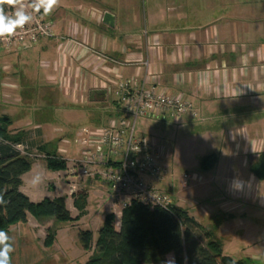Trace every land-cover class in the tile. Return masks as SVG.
<instances>
[{
	"label": "rangeland",
	"instance_id": "rangeland-1",
	"mask_svg": "<svg viewBox=\"0 0 264 264\" xmlns=\"http://www.w3.org/2000/svg\"><path fill=\"white\" fill-rule=\"evenodd\" d=\"M194 1L196 0H58L57 5L66 9L71 20H75L72 16L84 15L85 21L92 23L96 22L95 14L112 12L118 19V23L122 21L125 26H128L127 30H122L123 33H139L141 38L149 40L152 34L147 31L172 32L184 31L185 28L189 30L193 25L201 24L217 16L214 10L208 11V14L197 12L196 8H193ZM215 1L217 3L214 4L218 5L219 0ZM239 2L245 6L254 4L264 8V0H239ZM134 15L139 18L132 23ZM52 23L55 27V23ZM88 29L91 31L89 27ZM117 31L118 29L115 30ZM34 48L36 47L17 51L20 52L17 55L22 57L20 58L22 60L18 64L15 75L9 72L10 68L13 69L11 65L0 57V117L7 113L12 120L21 121V123L23 121L42 123L43 119L46 120L50 130L45 131L50 135H46V138L43 136L40 144H44L47 152L53 150L56 155L61 156L60 158H65V167L58 165L56 169L43 173L38 169L37 164H41L44 168H51L53 165L42 158L41 155H46L45 151L40 152L28 144L32 152L38 153L41 157L35 158V163L26 173L22 192L35 203L45 197H63L65 206L70 211V218L67 222L47 219L46 222L38 223L30 216L26 225L12 226L9 234L14 248L11 253V264H83L91 251L81 252L80 233L90 231L96 234L102 226L105 215L113 213L114 204L110 195L106 193L102 181H97L101 187L99 185L97 187V184L88 188L81 184L77 185L88 178L75 179L74 175H70V161L82 159L84 156L83 148L75 144L77 132L82 128H97L100 125V117L103 115L107 117L109 111L115 109L111 103L115 97L109 94L104 110L90 101L85 106L79 105L77 102L79 100L70 88L59 85L57 76L53 79L54 84H47L43 76L42 79L36 76L37 72L41 71L40 73L44 75L45 71L44 64L41 62L43 57L40 56L39 60L38 50ZM0 50L3 52V49ZM4 81L13 82L16 88L3 87ZM248 97L255 101L252 103L249 98H246V101L242 103L243 108L235 105V99H224L222 107L213 109H208L204 105L206 101L202 103L196 101L193 102V108L198 116L194 118L190 114H182L179 115L178 120L168 113L164 118L139 116L134 120L133 116L125 114L123 106L118 109V113L126 117L129 124L134 123L135 137L146 138L156 145L159 161L167 167L169 174L172 173L173 184L166 191L171 195L174 204L188 210L190 215L204 226L219 223L218 220L215 222L205 214L217 209L216 198L221 193V190H218V193L214 195L213 192L216 190H206L203 185L205 174L217 169L220 163L237 168V162L242 165L245 172L249 173L248 166L260 154L250 158V155H247V144L244 142L242 148L246 149L247 153L241 156L229 153L231 147L235 146L229 139L231 132L234 133V141L256 137L264 142V95L251 93ZM257 98L258 102H256ZM115 111L116 109L114 113ZM38 113L40 114L36 116ZM17 127L21 126L17 125ZM210 155L216 157L213 156L209 169H203L201 160ZM75 172L79 174L81 167L77 166ZM184 174L190 177L188 187L180 185V178ZM249 174L252 176L251 173ZM254 178L252 176L250 179L254 181ZM34 180L36 183H33ZM231 181L227 178L222 189H227ZM257 183L264 189V182ZM83 192H85V196H82L84 208H82L83 205L78 204L77 209L74 201L80 199ZM259 195L255 198L256 202L251 203V212L244 211L239 215L240 226L230 222L222 223L221 226L225 228L215 227L217 236L212 245L222 255L233 259H248L249 264H264V205L261 204L264 190ZM120 211L119 208L113 213L117 230ZM53 221L56 228L55 242L47 248L44 246V240L47 228ZM202 241L203 244L206 243V240ZM166 261L173 264V256L166 258Z\"/></svg>",
	"mask_w": 264,
	"mask_h": 264
},
{
	"label": "crops",
	"instance_id": "crops-1",
	"mask_svg": "<svg viewBox=\"0 0 264 264\" xmlns=\"http://www.w3.org/2000/svg\"><path fill=\"white\" fill-rule=\"evenodd\" d=\"M215 2V0H196L193 2V8H196L199 13L208 14V11L214 10L217 16L213 19L193 25L189 30L185 28L184 31H147L152 34L149 40L141 38L139 33H123L122 30H127L126 27L128 26H125L122 21L118 23V19L112 12H108L114 16V27L110 28L102 23V13L100 15L95 14V23L85 21L84 15L72 16L75 20H71L70 15L68 16L65 11L66 9L56 5L51 13L46 16L55 23L54 36L50 39L41 40L37 46H33L36 47L34 49L38 50L39 60L40 56L43 57L41 62L44 64L43 70L45 71L44 75L40 73L41 71L35 74L41 79L43 76L47 84H54L53 79L57 76L59 85L70 88L73 95L79 100L77 101L79 105L85 106L90 101L96 103L95 105L100 107L99 109L106 107L109 94L114 96V88L120 80H128L134 85H139L145 77L148 80V85H155L167 94L184 97L192 105L196 101L201 103L206 101L204 105L208 109H213L222 107V103L225 102L224 99H235V105L238 108H243L242 103L246 101V98H249L248 95L251 93L264 95V8L254 4L245 6L239 0H219L218 5H215ZM217 6L223 8H214ZM137 18L139 16L134 15L132 23ZM88 27L91 31L96 32L89 31ZM116 29H118L117 32H115ZM66 36L83 40L96 50L117 61L134 60L142 62L146 57H149L148 74L142 66L120 68L110 62L102 63L91 54H81L77 49H69L65 45V39H63ZM19 53L4 50L1 52L0 50V57L13 68L9 70L12 75H15L18 64L22 60L20 59L22 57L17 55ZM10 59L16 61L17 64ZM2 86L16 88L13 82L8 81H4ZM67 92L69 93V90ZM249 100L252 103L255 101L251 98ZM256 102H258V98ZM111 103L116 111L115 113V109L109 111L108 118L106 115L100 117V127L108 125L110 121L120 123L122 118L126 119L118 113L119 107L116 98ZM3 115L10 117L7 113ZM12 122L11 128L13 130H31V138L34 141L41 142L43 136L46 138V135H50L49 132L46 133L45 131L46 129L50 130L45 119L42 123H28L26 121L21 123L15 119ZM124 122L128 123L127 119ZM17 125L21 127L18 128ZM233 135L234 133L231 132L229 137L235 144L229 151L230 155L236 153L241 156L247 153L246 149L243 150L242 148L244 143L247 144V155H250V158L264 152V142L259 141L256 137L254 139L240 138L241 140L234 141ZM25 146L30 150V158L33 159V163L37 157L42 156L48 162L51 161L49 159H58L53 157L54 155L60 156L59 154L56 155L55 151L50 150L51 156L48 155V158H44L45 155L40 156L38 153L32 152L28 144ZM40 147L45 148L44 144ZM48 163L53 167L44 168L41 164H37L38 169L44 173V171L56 169L58 165L65 167V164ZM239 164L237 162V168H233L220 163L217 169L203 177V185L206 190H216L213 192L214 195L218 193V190H221L216 198L217 209L207 213L204 211L205 215L212 218L213 221L214 217H218V215L221 217L222 213H226L234 216L232 221L237 222L241 213L244 211L251 212V203L256 202L257 199L255 198L260 196L259 194L264 190L262 186L258 185L255 178L254 181L250 179L252 176L245 172L242 165L239 166ZM171 174L168 171V177L164 181L165 184L169 185V189L173 184ZM25 176L26 174L22 176L21 192ZM227 178L245 181L243 190L234 191L230 185L227 189H222ZM78 181L80 182V180ZM97 181L99 180L88 178L77 183V185L81 184L88 188L97 184V187H101ZM66 182L69 183L68 180ZM104 186L102 185L108 193L106 185ZM82 196H85V192L79 197L82 198L81 205L84 208ZM53 198L56 197L50 199ZM261 204L264 205V198ZM113 207V213L120 208L115 204ZM188 213L190 215L189 211ZM218 221H220L219 217ZM205 227L210 226L206 225ZM220 227L225 228L221 225ZM80 250L85 253L82 245ZM169 256L173 255L169 254L166 258Z\"/></svg>",
	"mask_w": 264,
	"mask_h": 264
},
{
	"label": "trees",
	"instance_id": "trees-1",
	"mask_svg": "<svg viewBox=\"0 0 264 264\" xmlns=\"http://www.w3.org/2000/svg\"><path fill=\"white\" fill-rule=\"evenodd\" d=\"M7 9L5 5V12ZM12 123L9 116L0 117V231L10 236L12 226L26 225L30 216L38 223L46 222L47 219L67 222L70 211L63 197H45L35 203L20 191L22 176L29 172L33 163L29 157L30 150L25 145L29 144L40 152L45 151L47 156L44 158L50 154L44 147H40V141L32 140L31 130H13ZM19 145L26 147L27 155L24 156L17 149ZM213 159V155L202 158L201 167L209 169ZM49 160L55 164L65 163L59 159ZM248 169L257 182L263 183L264 153L261 152ZM81 202L82 198L74 201L77 209ZM218 217V226L215 223L205 227L190 216L187 210L175 204L167 210L132 202L121 210L118 230L115 215L108 213L96 234L90 231L80 233L83 250L91 251L83 264H165L169 254L173 255V264H249L248 259H233L213 248L212 242L217 236L215 227L218 229L222 223L230 222L241 225L240 218L237 222L232 221L234 216L226 213ZM218 217H214L215 222ZM54 221L47 228L44 240L47 248L55 242ZM202 240H206V243L203 244Z\"/></svg>",
	"mask_w": 264,
	"mask_h": 264
},
{
	"label": "built area",
	"instance_id": "built-area-1",
	"mask_svg": "<svg viewBox=\"0 0 264 264\" xmlns=\"http://www.w3.org/2000/svg\"><path fill=\"white\" fill-rule=\"evenodd\" d=\"M24 4L25 11L32 16V20L23 28H17L11 37L0 39V49L21 51L37 46L41 40L54 36L55 27L52 21L46 18L44 9L41 7L39 12H36L31 6L32 0H24ZM14 11L15 8L8 6L6 14L12 15ZM63 39L69 49H77L81 54H91L102 63L110 62L120 68L142 66L148 74L149 57L142 62L117 61L83 40L69 36ZM113 93L120 106H123L134 120L139 116L163 117L167 113L173 115L176 120L182 114H190L194 118L198 116L189 100L167 94L155 85H148L146 77L139 85L120 80ZM75 144L84 150L82 159L70 161V175H74L75 179L84 177L102 181L107 186L113 203L121 210L132 202L150 208L171 209L174 201L166 191L169 185L164 183L168 177L167 167L159 161L157 147L151 141L135 137L134 123L110 121L103 127L82 128L75 136ZM16 147L24 156L27 155L25 146ZM77 166L81 167L79 174L75 172ZM189 181L190 177L184 174L180 178V185L188 187Z\"/></svg>",
	"mask_w": 264,
	"mask_h": 264
},
{
	"label": "clouds",
	"instance_id": "clouds-1",
	"mask_svg": "<svg viewBox=\"0 0 264 264\" xmlns=\"http://www.w3.org/2000/svg\"><path fill=\"white\" fill-rule=\"evenodd\" d=\"M58 4V0H32V8L39 12L42 7L44 14L48 15ZM5 5L10 8H15L12 15L5 12ZM32 20V16L25 11L24 0H0V39H6L14 35L17 28H23L26 23ZM33 183H36L34 180ZM245 181L233 179L230 187L234 191H242ZM2 201V197H0ZM11 237L5 231H0V264H11V253L14 251L13 245L10 242ZM165 264H171L166 261Z\"/></svg>",
	"mask_w": 264,
	"mask_h": 264
},
{
	"label": "water",
	"instance_id": "water-1",
	"mask_svg": "<svg viewBox=\"0 0 264 264\" xmlns=\"http://www.w3.org/2000/svg\"><path fill=\"white\" fill-rule=\"evenodd\" d=\"M102 23L109 26L110 28L114 27V16L110 13H104L102 16Z\"/></svg>",
	"mask_w": 264,
	"mask_h": 264
},
{
	"label": "bare ground",
	"instance_id": "bare-ground-1",
	"mask_svg": "<svg viewBox=\"0 0 264 264\" xmlns=\"http://www.w3.org/2000/svg\"><path fill=\"white\" fill-rule=\"evenodd\" d=\"M172 95V94H171ZM178 96V95H177ZM184 98V97H183ZM186 99V98H185ZM116 101H117V99H116ZM117 103H118V101H117ZM118 107H120V104L118 103ZM125 111V110H124ZM125 114H128L126 111H125ZM128 115H130V114H128ZM121 116V115H120ZM165 116V115H164ZM164 116H163V118H164ZM162 117V116H161ZM122 121H126V119H124V118H122ZM56 158H58V157H56ZM58 159H60V160H62V161H64L65 162V160L64 159H61L60 158V156H59V158ZM105 185V184H104ZM106 188H107V186H106ZM107 190H108V188H107Z\"/></svg>",
	"mask_w": 264,
	"mask_h": 264
}]
</instances>
